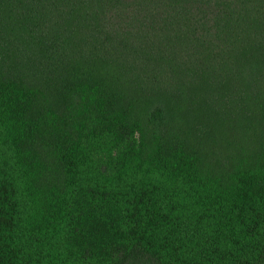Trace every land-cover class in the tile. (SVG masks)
<instances>
[{"label": "trees", "instance_id": "16d2710c", "mask_svg": "<svg viewBox=\"0 0 264 264\" xmlns=\"http://www.w3.org/2000/svg\"><path fill=\"white\" fill-rule=\"evenodd\" d=\"M0 264H264V0H0Z\"/></svg>", "mask_w": 264, "mask_h": 264}, {"label": "rangeland", "instance_id": "374dc122", "mask_svg": "<svg viewBox=\"0 0 264 264\" xmlns=\"http://www.w3.org/2000/svg\"><path fill=\"white\" fill-rule=\"evenodd\" d=\"M244 125H245V124H244ZM243 137H244V138H243L244 142L247 141L248 138H249V137L246 136V135H243ZM247 149H248L247 147H244V146H243L242 148H240L241 153L245 152ZM214 150H215V149H214ZM214 150H213V151H214ZM229 155H231V154H229ZM50 159H51V158H50ZM50 165H51V167H52L53 170H57V166L54 165L53 162H51ZM55 180H56V176H54V174H53V175L51 176V178H50V183L54 184Z\"/></svg>", "mask_w": 264, "mask_h": 264}]
</instances>
